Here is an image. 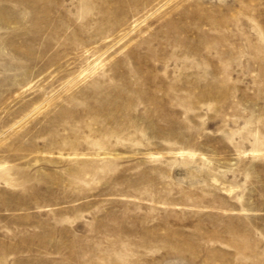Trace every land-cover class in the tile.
I'll return each mask as SVG.
<instances>
[{"label":"rangeland","instance_id":"rangeland-1","mask_svg":"<svg viewBox=\"0 0 264 264\" xmlns=\"http://www.w3.org/2000/svg\"><path fill=\"white\" fill-rule=\"evenodd\" d=\"M0 264H264V0H0Z\"/></svg>","mask_w":264,"mask_h":264},{"label":"bare ground","instance_id":"bare-ground-1","mask_svg":"<svg viewBox=\"0 0 264 264\" xmlns=\"http://www.w3.org/2000/svg\"><path fill=\"white\" fill-rule=\"evenodd\" d=\"M2 165H4V164L0 163V166H2Z\"/></svg>","mask_w":264,"mask_h":264}]
</instances>
